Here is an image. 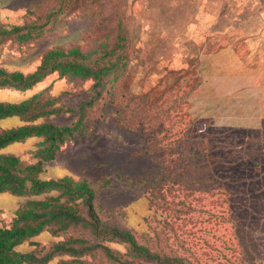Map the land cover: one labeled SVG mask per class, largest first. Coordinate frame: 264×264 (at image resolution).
I'll list each match as a JSON object with an SVG mask.
<instances>
[{"label":"rangeland","instance_id":"1","mask_svg":"<svg viewBox=\"0 0 264 264\" xmlns=\"http://www.w3.org/2000/svg\"><path fill=\"white\" fill-rule=\"evenodd\" d=\"M134 2L0 0V26L40 31L27 43L0 38V66L7 70L30 73L56 47L79 48L92 66L116 61L118 52L131 55L99 86L52 72L24 91L0 87V101H20L44 89V97L64 110L50 121L71 125L80 117L83 130L42 163L39 178L86 180L94 188L99 224L130 231L156 256L137 257L128 244L102 239L81 225L60 234L44 230L16 250L29 252L33 242L51 245L72 236L85 240L78 247L104 244L112 257L99 247L79 256L55 255L46 264H264V116L261 123L231 127L191 115L183 93L194 83V71L145 61L142 40L135 43L128 35ZM19 123L11 117L0 125ZM40 140L27 138L0 152L32 163ZM44 196L0 192V226L9 225L25 200ZM80 212L88 217L84 207Z\"/></svg>","mask_w":264,"mask_h":264},{"label":"trees","instance_id":"2","mask_svg":"<svg viewBox=\"0 0 264 264\" xmlns=\"http://www.w3.org/2000/svg\"><path fill=\"white\" fill-rule=\"evenodd\" d=\"M40 31L25 25H13L9 28L0 26V38L12 36L17 42L27 43L39 35ZM127 36V35H126ZM123 37V35H120ZM125 44L118 46V50ZM129 49L130 43L128 44ZM77 47L47 50L37 68L24 73L20 70H7L0 66V87H9L24 91L41 81L47 74L57 72L60 77L89 78L93 87L99 86L107 75L126 61H131L123 52L117 53V60L110 64L92 66L84 62L87 56ZM103 55H108L104 52ZM194 71V69H191ZM171 71V70H170ZM175 71V70H174ZM177 72V71H175ZM195 77V71H194ZM183 93L185 101L189 90ZM44 89L20 101H0V122L15 117L20 123L10 127L0 125V150L7 145L27 138H41V148L35 152L37 160L25 163L19 156L0 152V192L14 195H45L43 199H27L14 212L8 226H0V264H46L55 255H82L96 248H103L112 257L107 246L102 243H84L82 238L72 236L61 239L51 245L33 242L35 248L29 252H20L16 246L29 238L47 230L53 234L64 233L71 225H81L102 239L118 240L128 244L137 257L152 259L156 256L147 247L136 242L126 229H119L107 224H99L95 215L93 198L94 188L86 180H74L69 176L60 178H39L42 163L54 159L60 146L67 138L83 130L80 117L71 125H56L48 119L52 114L64 112L55 105V99L44 97ZM82 106L79 107L80 111ZM56 192L55 194H52ZM84 207L88 217L80 212ZM138 264H142L139 262Z\"/></svg>","mask_w":264,"mask_h":264},{"label":"crops","instance_id":"3","mask_svg":"<svg viewBox=\"0 0 264 264\" xmlns=\"http://www.w3.org/2000/svg\"><path fill=\"white\" fill-rule=\"evenodd\" d=\"M134 3L128 35L135 43L142 40L145 61L177 72L194 69L196 81L186 97L191 115L209 118L215 126L261 123L264 0Z\"/></svg>","mask_w":264,"mask_h":264}]
</instances>
